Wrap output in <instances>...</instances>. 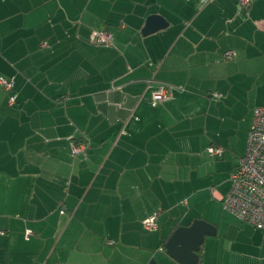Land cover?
Masks as SVG:
<instances>
[{"label": "crops", "instance_id": "crops-1", "mask_svg": "<svg viewBox=\"0 0 264 264\" xmlns=\"http://www.w3.org/2000/svg\"><path fill=\"white\" fill-rule=\"evenodd\" d=\"M1 79L0 264H179L166 243L196 219L217 229L201 264H264L223 207L264 107V0H0Z\"/></svg>", "mask_w": 264, "mask_h": 264}, {"label": "built area", "instance_id": "built-area-1", "mask_svg": "<svg viewBox=\"0 0 264 264\" xmlns=\"http://www.w3.org/2000/svg\"><path fill=\"white\" fill-rule=\"evenodd\" d=\"M239 2L241 7L246 8L251 0H239ZM92 38L96 45H112L113 43L112 35L108 31H95ZM226 58L230 59L232 55L227 54ZM0 84L10 94L9 103L15 105L17 96L13 93L14 80L1 79ZM152 97L157 102L171 98V87L161 85ZM219 97L218 93L212 94L214 99ZM253 115L246 152L231 173V187L223 199V207L226 212L241 221L248 222L264 231V107H256ZM85 149L84 144L72 143L71 145L73 154L82 153ZM207 151L211 156L218 158L224 154V148L221 146H209ZM143 224L147 229H158L157 216L149 217ZM32 234L31 231H27L26 238L29 239Z\"/></svg>", "mask_w": 264, "mask_h": 264}, {"label": "water", "instance_id": "water-1", "mask_svg": "<svg viewBox=\"0 0 264 264\" xmlns=\"http://www.w3.org/2000/svg\"><path fill=\"white\" fill-rule=\"evenodd\" d=\"M167 20L153 14L147 18L143 35H150L168 26ZM217 229L212 224L196 219L189 226L178 227L166 243L167 254L179 264H199L200 249L206 237L216 236Z\"/></svg>", "mask_w": 264, "mask_h": 264}, {"label": "trees", "instance_id": "trees-1", "mask_svg": "<svg viewBox=\"0 0 264 264\" xmlns=\"http://www.w3.org/2000/svg\"><path fill=\"white\" fill-rule=\"evenodd\" d=\"M199 255H200V258L202 259V256H201V251L199 252ZM199 264H201V261H200V263Z\"/></svg>", "mask_w": 264, "mask_h": 264}]
</instances>
